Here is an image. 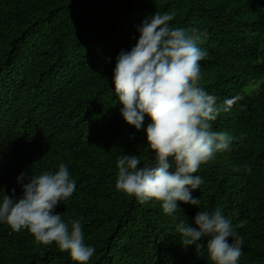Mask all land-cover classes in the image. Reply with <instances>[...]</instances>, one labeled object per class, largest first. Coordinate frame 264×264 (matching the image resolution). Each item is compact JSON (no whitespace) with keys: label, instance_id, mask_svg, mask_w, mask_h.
I'll return each mask as SVG.
<instances>
[{"label":"trees","instance_id":"1","mask_svg":"<svg viewBox=\"0 0 264 264\" xmlns=\"http://www.w3.org/2000/svg\"><path fill=\"white\" fill-rule=\"evenodd\" d=\"M8 5L14 28L0 40V196L17 184L19 174L64 161L79 186L63 211L81 221L96 247L87 264H209L205 246L185 249L176 243V226L190 220V208L166 216L159 207L114 189L119 155L136 154L154 165L155 154L141 133L119 121L110 62L67 65L45 55L56 37L46 5L37 0H9ZM217 10L223 16H215ZM176 17L206 42L205 92L240 96L219 117L234 138L230 151L209 163L210 170L205 166L194 173L203 179L196 193L199 207L227 211L243 239L241 263L264 264V109L254 105L264 100V34L255 30L264 24V0H194ZM121 20L129 36L136 21ZM92 22L114 26L104 16ZM30 113L31 122L22 123ZM233 172L241 177L229 176ZM0 264L74 263L24 233H9L0 222Z\"/></svg>","mask_w":264,"mask_h":264},{"label":"clouds","instance_id":"2","mask_svg":"<svg viewBox=\"0 0 264 264\" xmlns=\"http://www.w3.org/2000/svg\"><path fill=\"white\" fill-rule=\"evenodd\" d=\"M129 37L137 40L135 46L122 50L116 65L110 63L111 90L121 125L143 135L155 164L136 154L119 155L114 189L159 207L166 216L190 208L192 218L176 226L177 245L205 246L209 264H242L244 244L237 224L224 209L199 207L196 193L203 180L194 175L230 151L234 138L219 117L240 96L205 92L206 42L197 29L178 22L175 12H156L142 24L134 22ZM16 181L0 196V222L9 233H24L71 263L92 262L96 247L81 221L63 211L79 186L70 165L61 161L21 173Z\"/></svg>","mask_w":264,"mask_h":264},{"label":"bare ground","instance_id":"3","mask_svg":"<svg viewBox=\"0 0 264 264\" xmlns=\"http://www.w3.org/2000/svg\"><path fill=\"white\" fill-rule=\"evenodd\" d=\"M8 1L0 0V40H4L14 28V12L9 7ZM37 1L46 5L47 14L52 21V29L56 35L55 45L45 55L57 57L67 65L77 62H86L92 65H103L110 62L116 65L119 53L122 50L130 51L137 43V40L127 35L124 30L127 23L121 19H127L129 22L138 21L142 24L146 17H151L156 12L162 14L175 12L177 14L181 6L189 5L194 0ZM214 15L223 16V13L217 10ZM98 16L112 19L114 26L107 27L93 23L92 19ZM255 30L264 34V24L257 26ZM226 44L229 43L226 42ZM253 50L258 52L259 47L255 45ZM249 74L253 76V69L249 71ZM254 105L264 109V100L255 101ZM32 117L33 114L30 113V118L22 120V123L31 122ZM206 167L208 170L211 169L209 164ZM210 176L217 177L213 172H210ZM229 176L241 177L236 172ZM114 179L112 178V180ZM217 184L219 183L217 182ZM160 204L162 206V202ZM125 205L127 206L126 203ZM160 221L164 222L165 220Z\"/></svg>","mask_w":264,"mask_h":264},{"label":"water","instance_id":"4","mask_svg":"<svg viewBox=\"0 0 264 264\" xmlns=\"http://www.w3.org/2000/svg\"><path fill=\"white\" fill-rule=\"evenodd\" d=\"M202 179V178H201ZM203 180V179H202ZM199 189H200V187H199ZM175 215H177V214H175ZM188 218H192V216H188ZM176 235H177V233H176ZM178 236V235H177Z\"/></svg>","mask_w":264,"mask_h":264}]
</instances>
